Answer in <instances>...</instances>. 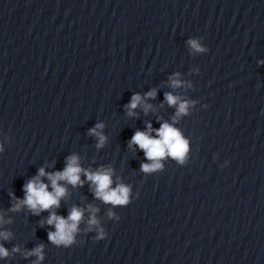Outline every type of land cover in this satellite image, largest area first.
Listing matches in <instances>:
<instances>
[{
    "label": "water",
    "instance_id": "water-1",
    "mask_svg": "<svg viewBox=\"0 0 264 264\" xmlns=\"http://www.w3.org/2000/svg\"><path fill=\"white\" fill-rule=\"evenodd\" d=\"M262 61L264 0H0V264H264ZM153 89L147 113L129 116L132 96ZM165 93L191 102L175 123ZM164 122L188 141L185 162L145 173L151 162L129 141ZM100 123L98 148L89 130ZM72 155L111 169L131 202H102L83 172V186L61 181L53 210L84 214L73 243L57 246L49 211L11 209L40 168L62 171ZM40 245L42 260L28 255Z\"/></svg>",
    "mask_w": 264,
    "mask_h": 264
},
{
    "label": "clouds",
    "instance_id": "clouds-1",
    "mask_svg": "<svg viewBox=\"0 0 264 264\" xmlns=\"http://www.w3.org/2000/svg\"><path fill=\"white\" fill-rule=\"evenodd\" d=\"M190 49L196 52H204L208 49L201 46L200 42L196 39H190L187 41ZM261 63H264L262 61ZM179 73H176L173 77H170V86L172 88H178L182 86V81L178 79ZM156 91L153 89L146 93L143 97L139 94H134L130 102L125 106L128 110V115H135L134 109L138 106H142L145 113L151 108V105L145 103L148 98H155ZM165 100L170 107H176V114L173 117L175 123L177 119L188 113L190 101L182 100L180 96L173 95L172 93H165ZM104 127L102 123L97 124L94 128L89 130L90 135H94L98 138L97 147H102L105 142V136L101 131ZM155 131L156 135L152 136L151 133ZM138 146L143 151L147 161L151 163L141 164V171L145 173H151L162 168L160 163L165 157H171L179 163L185 162V157L189 151L188 141L182 136L179 129L175 128L173 124L164 122L158 129H152L151 124L147 125L146 131L137 130L129 141V148L132 146ZM66 166L62 171L54 173H48L44 168H40L35 177L28 180L23 186L24 198L17 200V203L12 207V211H18L21 206H27L34 215H39L43 211H49V215L46 220V224L53 227L55 231L48 232V240L53 244L59 246H68L74 241V234L78 231V226L82 221L84 209L79 207H72L68 216L57 215L53 210L60 207V200L66 195V187L60 184L61 181L70 184L73 187L79 185L83 186L84 181L81 180V173L90 182L91 186H94V195L96 198L102 200L106 204L113 206H126L130 201V188L124 184H118L115 188H112V170L100 169L95 172L84 170L79 164V157L72 155L66 158ZM47 178L50 182L52 191H48V184H45L42 178ZM92 216L88 221L91 228L93 225L98 224L95 213L98 209H93L89 206L88 209ZM111 215V213H109ZM118 219V217H117ZM3 218L0 217V221ZM9 233H0L4 239H8ZM106 233L101 228L99 230L97 239L105 238ZM42 248L40 245L33 249L28 255H35L38 259L42 260ZM18 251V249H13ZM8 256V252L3 246H0V257Z\"/></svg>",
    "mask_w": 264,
    "mask_h": 264
}]
</instances>
